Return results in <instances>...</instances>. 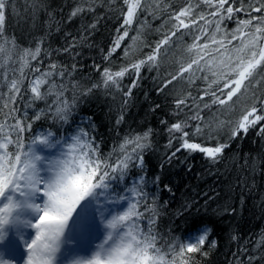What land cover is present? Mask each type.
<instances>
[{
	"label": "snow or ice",
	"instance_id": "obj_1",
	"mask_svg": "<svg viewBox=\"0 0 264 264\" xmlns=\"http://www.w3.org/2000/svg\"><path fill=\"white\" fill-rule=\"evenodd\" d=\"M24 3L33 26L39 13L46 16V31L28 46L18 43L5 31L7 16L17 15L16 0H0V264L206 260L219 247L212 229L200 223L183 237L170 227L162 231L166 205L146 190L143 175L129 180L132 169L144 170L153 129L129 131L105 152L95 125L73 128L72 118L78 97L101 87L122 92L127 104L142 70L159 72L162 56L182 50L184 58L175 71H165L156 89L172 96L171 110L160 120L168 133L166 161L185 152L216 164L233 141L250 133L264 144V0ZM109 16L119 25L107 50H101L107 64L93 65L100 82L77 93V64L58 57L75 61L77 48ZM76 20L79 32H63L61 47L46 40ZM137 52L142 55L134 58ZM117 53L118 66L112 63ZM126 76L131 79L124 90ZM177 82L186 87L178 90ZM42 120L51 126L34 127ZM123 121L121 113L115 125ZM236 166L249 174L264 172V156L246 155ZM191 208L185 204L179 214L191 215ZM232 255L230 264H264V234L251 249L245 246Z\"/></svg>",
	"mask_w": 264,
	"mask_h": 264
},
{
	"label": "trees",
	"instance_id": "obj_2",
	"mask_svg": "<svg viewBox=\"0 0 264 264\" xmlns=\"http://www.w3.org/2000/svg\"><path fill=\"white\" fill-rule=\"evenodd\" d=\"M48 3L52 6L68 3L70 6L71 0H48ZM16 9L17 15H8L6 18V33L15 34L17 42L24 46L32 43L35 37L45 35L46 16L43 13L38 14L33 26L29 13L25 11L24 0H16ZM67 11L66 7L65 13ZM80 24L79 20L73 21L62 26L61 32L53 31L45 38L53 47H61L65 43L63 32L69 31L75 35L79 32ZM118 25L116 18L106 17L100 21L83 46L77 48L79 55L75 61L67 55L58 57L62 63L77 64L78 70L74 73V79L80 86L76 89L77 93L100 82V75L94 71L93 65L107 64L101 50H107ZM141 55V52H137L134 58ZM184 55L182 50H176L167 57L162 56L159 72L155 69L142 70L138 86L132 89V96L127 98V104L124 103L122 92L103 87L94 90L87 97H78L79 103L72 118V127L80 125L86 128L89 123L94 124L104 140L105 152L125 133L152 128V148L145 153L144 170L132 169L129 180L143 175L146 190L156 193L159 197L158 203L166 205L162 208V231L170 227L173 234L183 237L200 223L207 224L212 229L213 236L219 240V247L206 260L200 258L199 264H230L233 252L239 254V249L245 246L251 249L253 242L264 234V172L249 174L236 166L246 155L264 156V144L250 133L247 138L233 141L232 147L225 154L226 158L219 163L212 164L199 153L189 155L185 152L178 153L171 163L166 161L168 150L165 145L168 133L160 120L166 118L171 110L172 96L167 89L165 93H158L156 89L160 77L165 71H175L177 61L184 58ZM117 56L119 53L112 57V63L118 66L121 60ZM130 79V76L123 79L121 86L124 90H127ZM197 85H200V81H197ZM185 87V83L177 82L178 90ZM156 104L161 107L152 111ZM121 113L124 121L117 127L115 120ZM41 125L47 128L51 126V122L42 120L34 127ZM156 177L159 180L153 184ZM165 185L171 188V192L165 189ZM185 204L192 205L191 215L185 213L181 216L179 213ZM233 235L238 240H231Z\"/></svg>",
	"mask_w": 264,
	"mask_h": 264
}]
</instances>
